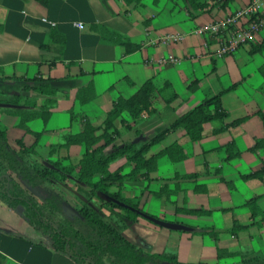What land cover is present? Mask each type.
I'll return each mask as SVG.
<instances>
[{"label": "crops", "instance_id": "0c3cea01", "mask_svg": "<svg viewBox=\"0 0 264 264\" xmlns=\"http://www.w3.org/2000/svg\"><path fill=\"white\" fill-rule=\"evenodd\" d=\"M250 1L198 0L206 4L200 9L187 0H0V127L9 144L19 150L20 141L31 150L26 158L44 167L57 161L76 166L85 148L65 145V137L82 132L86 123L101 135L114 102L130 98L147 81L155 87V111L137 121L123 112L113 121V143L105 154L124 144H149L219 94L227 116L205 123L199 140L182 128L170 129L146 151L151 156L178 145L182 160L160 156L154 171L122 185V197L139 199L142 210L162 224L125 220L73 178L55 190L70 206L86 204L120 219L123 236L134 246L175 257L177 264L264 260V175L250 177L264 167V29L224 56L217 53L220 38L194 33ZM169 57L178 62L158 63ZM40 86L54 93L34 90ZM13 96L35 100V107L24 99L6 104ZM38 109L48 113L45 121L11 114ZM120 166L123 174L133 168L121 158L109 171ZM249 202L261 215L252 216ZM219 250L226 255L219 258ZM0 264L75 263L56 254L0 201Z\"/></svg>", "mask_w": 264, "mask_h": 264}, {"label": "trees", "instance_id": "16d2710c", "mask_svg": "<svg viewBox=\"0 0 264 264\" xmlns=\"http://www.w3.org/2000/svg\"><path fill=\"white\" fill-rule=\"evenodd\" d=\"M187 1L194 8L204 9L206 6L198 3V0ZM46 89V86L34 88L40 94L54 93L53 90L47 92ZM154 90L155 87L149 80L130 98H118L103 122L101 135H96L97 129L86 123L82 132L66 136L65 145L77 144L85 148V153L76 166H65L57 161L48 168L31 162L26 158L31 150L24 148L20 141L19 150L12 148L6 132L0 127V201L18 211L28 225L47 239L56 254L69 258L75 264H177L175 257L148 254L134 246L123 236L125 224L120 219L103 216L86 204L75 209V214H68L66 207H69V204L54 187V184L73 178L77 184H84L90 188L91 198L104 196L107 200L106 205L111 210L121 211L125 220L136 222L143 218L154 223L153 220L157 219L142 210L139 199L122 197L123 183L142 177L144 175L142 171H145V175L154 171L160 156H168L173 162L183 159V151L178 145H172L158 154L146 156L150 145L161 140L170 129L182 128L192 141H197L201 137L205 123L223 120L227 116L218 94L203 100L191 111L179 117L170 129L156 135L149 144H124L105 154V148L113 143V121L123 112L128 113L133 121L151 115L155 111L150 101ZM23 99L26 103L29 102L32 108L35 107V100L21 96H13L5 103L14 105ZM11 114L21 115L22 121L35 117L45 121L48 115L42 109L31 115H24L18 110L11 111ZM234 124L236 122L230 126ZM259 146L257 143L255 148ZM121 158L131 163L133 168L126 174L121 173L124 166L110 172V164ZM97 175L101 178L95 181ZM263 175L264 167L250 177L262 178ZM19 182L25 183L35 191L41 201L30 196ZM248 206L253 217L261 215L254 202H249ZM261 216L264 219L263 215ZM224 255L226 252L218 251L219 258ZM241 264H264V260L253 258L244 260Z\"/></svg>", "mask_w": 264, "mask_h": 264}, {"label": "built area", "instance_id": "2783aa9c", "mask_svg": "<svg viewBox=\"0 0 264 264\" xmlns=\"http://www.w3.org/2000/svg\"><path fill=\"white\" fill-rule=\"evenodd\" d=\"M45 21V20H44ZM264 29V0H251L226 19L216 21L195 30L196 34H207L220 38L218 55H232L252 37ZM179 39V38H178ZM174 58L158 60L159 64L177 63Z\"/></svg>", "mask_w": 264, "mask_h": 264}, {"label": "rangeland", "instance_id": "374dc122", "mask_svg": "<svg viewBox=\"0 0 264 264\" xmlns=\"http://www.w3.org/2000/svg\"><path fill=\"white\" fill-rule=\"evenodd\" d=\"M19 184H23L21 187H23L24 188V190L30 195V196H32V197H34L36 200H38V201H41V198H40V196L35 192V191H33V190H31L25 183H23V182H19ZM56 185L57 184H54V187H55V189H56ZM57 190V189H56ZM61 196H62V194L61 193H59ZM104 197V196H103ZM97 198V197H96ZM105 198V197H104ZM98 199H100V198H98ZM100 201H101V204H107V200L105 199V200H102V199H100ZM74 205V204H73ZM82 205H84V204H82ZM82 205H78V204H76V205H74V206H70L71 208H73L74 210L75 209H78L79 207H81ZM100 206V205H99ZM99 212H100V210H99Z\"/></svg>", "mask_w": 264, "mask_h": 264}, {"label": "water", "instance_id": "95a60500", "mask_svg": "<svg viewBox=\"0 0 264 264\" xmlns=\"http://www.w3.org/2000/svg\"><path fill=\"white\" fill-rule=\"evenodd\" d=\"M66 211H67L68 214H75V210L73 208H71L70 206L66 207ZM153 222L155 224H162L161 222H159L157 220H153ZM167 264H172V263H167Z\"/></svg>", "mask_w": 264, "mask_h": 264}]
</instances>
